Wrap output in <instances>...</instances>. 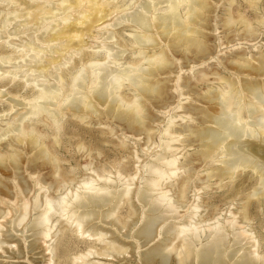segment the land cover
Here are the masks:
<instances>
[{
  "label": "bare ground",
  "instance_id": "6f19581e",
  "mask_svg": "<svg viewBox=\"0 0 264 264\" xmlns=\"http://www.w3.org/2000/svg\"><path fill=\"white\" fill-rule=\"evenodd\" d=\"M248 1L255 5L257 0ZM129 2L0 0V102L8 103L0 111V259L21 258V246L12 244L10 232L33 250L53 240L61 218L87 244L73 256L68 248L60 250L63 264L70 257L74 264H118L133 253V241L141 264H169L172 259L176 264H225L224 258L229 264H264L261 237L251 230L249 215L253 204L264 209V57L260 54L256 64L243 55L210 58L207 22L214 0ZM227 3L224 26L230 29L237 22L231 17V0ZM246 22L239 25L253 35L255 28ZM123 23L129 36L115 41L111 28ZM123 49L139 59L123 60ZM213 59L227 71L232 62L251 72L223 73L208 62ZM126 84L129 98L122 94ZM204 84L205 91H199ZM171 88L178 94L177 105L170 101L175 98ZM151 106L164 120L152 119ZM102 111L115 124L128 122L122 129L125 138L138 140L144 134L149 142L157 135V150L151 149L149 161L134 176H119L118 186L112 176L97 175L71 187L73 180L50 154L47 136L37 125L52 127L58 145L65 116L100 122ZM28 118L32 124L26 127ZM152 122L158 125L150 126ZM10 135L12 141L2 143ZM26 146V154L35 153L24 164L21 150ZM203 162L206 179H215L220 189L228 190L235 174L246 170L259 187L236 206L230 204L225 216L217 206L212 219L201 218L200 195L192 205L187 195ZM48 166L51 170L43 173ZM4 169L11 178L2 176ZM15 195L21 196L20 205L13 206ZM229 197L235 202L236 192ZM126 200L133 216L122 220L117 210ZM5 205L14 207L15 217L6 214ZM182 207L190 211L188 220L169 221L182 218ZM95 220L98 224H91ZM31 237L35 239L28 242ZM243 240L250 246L239 247ZM57 246L46 247V264L56 263Z\"/></svg>",
  "mask_w": 264,
  "mask_h": 264
},
{
  "label": "rangeland",
  "instance_id": "374dc122",
  "mask_svg": "<svg viewBox=\"0 0 264 264\" xmlns=\"http://www.w3.org/2000/svg\"><path fill=\"white\" fill-rule=\"evenodd\" d=\"M129 1L130 0H115V3H118L119 5H124ZM214 1L215 2H213L214 7L212 9V12L211 14L208 15L210 20L207 22L208 24L207 26L210 29L208 30V33L210 35L209 43L212 46V50H211L212 56H210V58L222 56L221 57L222 59L228 60V59H233L232 57H234L235 55H243L247 59H250L251 62L253 63L257 60V58H259L258 56L260 54L264 57V0H257L255 5L251 4L248 0H231V17L237 23L231 25L230 29L224 26V18L226 15L225 13H227V6H228L227 0H214ZM118 21L112 19L113 23H119ZM239 21L240 22L247 21L246 22L247 24L250 23L251 25H253V27L255 28V33L253 35L248 34L246 31L247 26L242 24L239 25ZM17 29L18 28L15 29L12 28L11 32H14ZM111 30L114 31L115 33V41L117 40L118 42H122L123 37L126 38L129 36L127 31L128 30L127 23H123L115 28H111ZM25 34L26 33H20L19 36L26 38ZM237 45L239 46L242 45V47H239ZM123 50H125V53L123 55V60H127V61L131 60V62H133L139 59L138 57L133 55L132 50H127V49H123ZM49 55L50 57L52 56V54ZM192 61L195 60L192 59L191 62ZM208 62L212 64H216L221 70V72L223 73L225 72L226 74H228V72L229 73L233 72L234 74L236 72L237 73L239 72L240 74L241 70L242 73H247V71L251 72V70H243L241 65L233 64L232 62L231 65L229 66L228 71L225 70L223 67H220V65H218L219 62H217L214 59L213 61L211 60ZM256 63L257 61L254 64ZM21 64H23V62H21L20 64L15 63L14 65H21ZM191 65L192 64H190L189 66ZM5 66L7 67L8 65ZM189 66L187 68H189ZM187 68H185L184 71ZM190 78L191 80L193 79L191 76ZM210 78L211 81L215 80V76L214 78L210 76ZM192 82H195L194 79L192 80ZM169 86H173V83H169ZM199 86L200 85H198L199 91L201 90L205 91L204 89L207 87V85L205 84L201 85L200 87ZM27 89L28 87H25L22 90V93L26 92ZM173 89L174 88H171L169 90V93L173 94L175 98L172 97L170 101L173 102V104L177 105V103L179 102L177 100L178 94L175 92V89L174 90ZM122 94L125 98H129L131 96L132 94L131 87L128 84H126L125 87L123 88ZM197 105L204 108L208 107L210 109H215V111H217L219 108L217 107V105H211V104L202 106L201 103L199 104L197 103ZM7 106L8 103L0 102V111L5 109ZM149 113L151 114V117H153L152 119L154 121L156 120L155 119L156 117L160 118L156 120L158 122L164 120V117L162 115H158L159 113L157 111V108L154 109V107L152 108L151 106L149 109ZM107 117L108 115L106 114V112L102 111L100 122L98 121L97 118H94L92 122L89 123V122H81L80 120L77 119L75 120V118L70 115L65 116V118L62 121L63 122L62 129L59 137L60 143L58 145H54L53 143V139L55 138L54 135L55 130L52 127H50L45 123H39L37 125L40 132L47 136L46 143L48 144L49 150H51L50 154L54 159L57 160L58 166L64 172L69 173L68 175L70 179L73 180V183L70 185L71 187L78 186L83 180H90L91 178H96L97 175L103 178L107 177V175L112 176L115 179L114 182L115 185L118 186L119 181H117V178L119 176L121 179H127L129 177L134 176L136 173H138V169L142 170L144 167L143 165L149 161L148 153L151 151V149H153L154 151L157 150V146L154 145V142L158 143L157 135H156L157 137L155 136V138L152 140L153 142L152 141L148 142L144 134H141L139 136L140 139L138 137V140L136 138L133 139L132 137L125 138V136L122 134L123 132L122 129L123 127H127L126 124L128 122L125 121L126 123L123 122V124L125 123L124 125L122 123L121 125H118L117 123L115 124L113 120L110 121L111 119H107ZM158 122H152L150 123V126H156L158 125L157 124ZM24 124L27 127L28 125L32 124V120L28 118L25 120ZM112 127L113 130L111 129ZM10 140L12 141L11 135L3 139L2 143L6 145ZM2 148L3 147H1V149ZM28 149L29 148L26 146L25 151L21 150V153L24 158V164H27L29 158L35 153V151H32L29 154H26L28 153ZM206 162H203L202 166L198 168L200 169V171L197 170L198 171L197 175L195 174V177L191 183L187 195L189 205H192L196 201V196H195L196 193L200 195L199 202L203 206L200 210L201 218L203 217L204 219H212L213 214H215L217 210L216 209L217 206H219L221 209L224 210L223 216H225L226 210L227 208L230 207V204L236 206L238 200L248 198L250 194L253 193L254 189L256 187L257 188L259 187L258 183H257L258 186L254 184L257 182L256 178L246 170L242 173L235 174V177L233 178L234 180H232L233 182L231 181L232 185L231 187L228 188V190L227 187L220 189L221 186L215 182V179H210L209 181L208 179H206V171H204L205 168L204 166H206ZM50 170L51 167L48 166V168L43 170V173ZM117 174L119 175L117 176ZM2 176L11 178L12 174L9 170L4 169L2 171ZM205 187H207L206 190L203 189ZM30 189H32L30 190V193L35 192L34 187L31 186ZM238 190L239 192L242 190V193L241 192L239 193ZM234 191L236 192V196H237L235 197V202H233L234 200L231 201V198L229 197L231 193ZM19 197L20 199L16 195L15 197L14 196L11 197V201H13V206L20 205L19 203L21 202V196ZM251 200L255 202L256 198H251ZM126 201L125 202L123 201L124 203H121L120 208L117 210V215L122 220H127L129 217L132 218L133 216V208L132 206H130V203ZM135 204L136 206L140 207V205L137 202H135ZM13 206L12 205L4 206V209L5 211H7L6 214L8 216L13 214V216L15 217L16 214L14 212ZM234 206H232V208H234ZM256 207H257L256 204H253L249 213L251 217L250 218L251 230H253L256 235L261 237L260 250H264V209L260 210ZM185 209L188 210V208L186 207L184 208L182 207L179 209V215L182 218L169 220V221H173V222L179 220L183 221L186 217H187L186 220H188L190 211L186 210L187 211L186 213ZM19 213H17V215H19ZM194 219L197 220L198 217ZM91 224H98V220L93 221V223ZM6 226L8 227L9 224ZM101 226L104 225L101 224ZM54 230L57 232V235L53 238L51 242H48L46 246L43 244L41 245L39 244V247L33 250L31 247L26 248L24 242L19 236L17 237L16 233L10 232L8 235H13L14 237L9 240L12 242L13 245H16V242H19L21 246L20 250L22 252V255L20 259L11 258L6 261H4V259H0V262L13 263V264H46L45 261L46 259L48 260L47 253H45L46 247L52 244L54 245L57 244L58 245L56 249L57 256H55L54 261L56 262L55 264H63L64 259L60 257L59 254L60 250H62L63 248H68L69 250H71L70 254H72L73 256L75 252L85 249L87 245L85 243V240H83L82 237H78L64 219L61 218L59 219V221L56 223V227ZM30 233L31 232L27 233V235H30ZM116 236L122 238L120 234L119 235L117 234ZM167 236L170 237V235ZM33 239H35V237L29 238L28 242H31ZM121 240H124L126 242H132L131 239L122 238ZM178 242L179 241H177L176 243ZM246 243L247 240L246 241L243 240V243H241L242 245L240 244L239 247L241 246L249 247L250 245ZM133 244L135 247L133 253L127 255L126 259L122 261H118L119 262L118 264H125V263L141 264V262L138 259V254H137L138 249L136 242L133 241ZM150 245L151 244L142 247L140 251L143 252ZM234 248L236 249L238 247L235 246L233 247V249ZM18 249H19L18 247L14 248L15 251H18ZM97 249H100V245L97 246ZM240 253H243V250H241ZM226 261H227L226 258H224L225 264H229V262L227 261L226 263ZM66 264H74L71 261V257ZM169 264H176V263H174V260L172 259Z\"/></svg>",
  "mask_w": 264,
  "mask_h": 264
}]
</instances>
